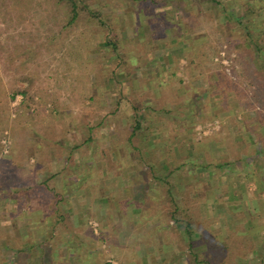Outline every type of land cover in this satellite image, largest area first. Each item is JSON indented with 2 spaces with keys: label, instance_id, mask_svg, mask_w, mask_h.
Instances as JSON below:
<instances>
[{
  "label": "rangeland",
  "instance_id": "rangeland-1",
  "mask_svg": "<svg viewBox=\"0 0 264 264\" xmlns=\"http://www.w3.org/2000/svg\"><path fill=\"white\" fill-rule=\"evenodd\" d=\"M100 4L108 22L105 20L99 25L82 19L76 26L70 23V5L66 0H0V83L6 88L7 97L12 95L11 88L15 86L24 89L32 85L30 94L35 93L36 103L27 108L25 105L30 100L18 95L6 104L5 111L0 105V152L4 155L0 160L1 166L4 162L0 189L4 191L21 179L33 180L32 175H28L29 167L36 164L37 158H41L42 166L47 165L51 155L52 173L62 179H72L75 194L88 186V196L78 198L67 193L68 186L64 187L63 183L49 191L43 187L31 189L39 191L40 205L53 211L51 214L56 215L55 211L60 217L64 213L72 218L82 217L77 224L73 221L74 227H80L79 222L84 227L79 235L74 233L72 237L74 257L69 253L65 255L71 261L120 264L121 260H127L128 252L119 248L123 238L126 240V237L119 238L120 229L127 228L133 221L126 216L125 221L121 218V214L127 212V216L133 213L131 217H139L136 231L141 236L132 240L143 239L153 246H158L160 240L177 245L178 253L185 255L188 264L223 261L226 264H264V236L258 237L251 230L245 234L230 231L229 220L222 214L231 217L229 212L235 211L231 207V210L219 211V207L212 204V209L222 215L220 222L215 220L216 232L209 229V220L198 218V224L205 223V239L217 238V246L227 245L218 261L205 256L216 249L209 241L186 250L189 240L177 229L183 222H176L171 213L176 204L187 205L193 208L196 219L201 213L199 202L203 198L209 194L216 196L214 193L219 194L221 190L227 197L229 188L220 187L219 183L226 184L235 173H226L217 164L225 162L219 150L234 147L228 135L248 133L246 127H252L248 141L255 146L248 151L252 154L249 161L259 162L254 150L264 149V141L256 139V127L262 123L251 119L264 118V0H94L93 7ZM143 12L151 19V26ZM109 27L113 34L107 37ZM137 28L141 33L136 32ZM193 35L201 37L202 41L193 42ZM146 36L151 39L146 40ZM254 41L260 44V51L253 45ZM108 43L117 45L115 52L112 45H106ZM204 48L207 60L201 58ZM186 55L193 59L192 63ZM170 69L174 70V76ZM162 82L168 84L167 95L175 93L174 102L168 101L163 110L161 106L167 95L159 91L164 87ZM141 100L144 101L142 106ZM145 106L147 110L141 108L137 119L135 107ZM153 106L154 111L150 108ZM159 115L164 122H151ZM137 120L142 129L128 142L129 132ZM183 128L191 137L183 144L199 152L198 156L164 155L155 147L150 155L137 153L150 144L160 146L167 138L170 144L175 132ZM34 151L37 157L26 156ZM129 151L133 153L131 159L127 155ZM207 152L210 156H205ZM140 157L153 169L143 167L146 164L138 161ZM188 159L210 164L213 169L202 170L204 174L200 172L198 181H192V175L183 172L194 167ZM183 161L187 162L176 170ZM17 163L27 172L19 174ZM162 164L169 168L159 169ZM254 166L249 164V167ZM263 166L262 163L260 168ZM140 167L143 168L138 171ZM257 167L250 168L254 176ZM170 172L171 183L176 186L171 192L182 195L176 196L173 204L163 193L162 181L154 179ZM96 179L100 181L98 190L91 185V180ZM119 181L123 183L122 193L115 198ZM214 182L218 190H208ZM249 183L252 184L250 197L253 193L256 195L257 189L254 182ZM97 191L108 198V203L104 201L106 206L101 200H95ZM194 193L199 196L195 203ZM58 197L64 198L61 201ZM50 199L56 200L60 211L54 210L55 204L50 203ZM228 203L223 202L226 206ZM242 209L257 213L255 203L242 205ZM116 211L120 213L112 219L111 214ZM174 217L179 218V214L175 213ZM105 222L109 229L103 233L102 223ZM166 224L168 226L163 228ZM197 238L200 236L191 239ZM63 239L59 237L60 241ZM91 246L93 253H89ZM194 252L200 258H195Z\"/></svg>",
  "mask_w": 264,
  "mask_h": 264
},
{
  "label": "crops",
  "instance_id": "crops-1",
  "mask_svg": "<svg viewBox=\"0 0 264 264\" xmlns=\"http://www.w3.org/2000/svg\"><path fill=\"white\" fill-rule=\"evenodd\" d=\"M192 6L194 8L193 4ZM145 38L146 40H150L151 36L150 37L146 36ZM191 38L193 42L198 43L200 42V40L202 41L201 37H196L195 35H193ZM177 58H179V56H177ZM163 76L165 75L163 74ZM158 88H161V85H159V87H157L156 89ZM159 91L162 92V89ZM142 108L147 110V106L142 107ZM150 108L153 111L156 109L154 106ZM161 108H160L161 110L166 109V106L162 104ZM159 116L160 117H158V119H156L157 117H154L153 119H151V122L155 124L159 122L158 120H161L164 122V119L161 117V115ZM256 121L258 124H260V122L262 123L260 126L256 127V129H258L256 131V139L261 140L263 142L264 132H262L261 130L264 129V126H263L264 124L261 120H259V118L256 119ZM250 128L252 127L247 126L245 129V130H248V133L245 131L241 133H236V135L234 136L228 135L230 136L229 137L230 140H233V144H232L234 145V147L232 146L233 149L231 148L228 150L226 147V148H222L219 150L220 154L225 157V162H223V165L217 164V167H221L222 169H225L226 173L227 172L232 173V174L235 173V175H231L229 177L230 180L226 184L219 183L220 187L221 185L224 187L226 186L227 188H229L230 192L227 193V197H226V194H223L221 190L219 194L218 192L214 193L216 194V196L219 195L217 197L213 195L211 196V194H209L207 198H203L204 200H201V202H199L201 213L196 216V219L198 220V218H200V219L209 220L210 221L209 229L211 227L212 231L215 230L216 232V230H218L217 228L218 223H216L215 220L216 221L219 220L220 222L221 216L224 215L225 219L229 220V223H230L229 230L230 231H234L235 233L238 232L239 234H245L251 230L253 231V233L257 234L258 237L260 236L262 238V236H264V229H263L264 228V209L261 210L260 208L263 207L262 205H264V166L260 168V165L262 163L264 165V149H261L260 151L259 150L257 151L256 149L254 150V154H256L257 157L259 158V162L257 163L251 162L252 163L251 164L249 161L250 153L247 150L249 147L248 145H250L248 141V134L252 133V132H249ZM251 131H253V129ZM179 134L182 135L181 139L179 138L180 139L179 141H181V143L169 144L168 138L166 140L161 137L163 140H166V142L164 144L161 143L160 146L155 143L148 145V147L146 146L147 148L143 150L144 154L150 155V153H152L153 151L152 148L155 147L154 149L160 151V154H164V155L166 154L175 155L177 153H180L188 157L194 156V155L198 156L199 152H196L195 149H189L188 146L186 147L183 144L185 140L191 139L190 134L186 133L185 128H183L182 130H177V132H175V135L179 136ZM90 138H91V135H90ZM149 149L151 150L149 151ZM205 154H206L205 156H210V153L208 152ZM36 155L34 151L30 153V155H26V156H30V158H32V157H37ZM2 156L4 155L2 154V151H1L0 160L3 159ZM233 156L234 158L231 159V157ZM51 158H52V155H51ZM51 158H49L50 161L48 162V164L44 166H42L43 162L41 158H37L36 164L31 165L29 167L28 175L29 176L32 175L31 178L33 180H30L29 178L27 180L21 179L17 182V184H11L9 185L10 186L9 188H4V191L3 189H0V203L1 204L4 203V205L0 206V209H1L0 210V264H100L98 262L95 263L92 260L79 261L75 259L71 261V259H68L65 256L67 253H69L70 257H74L73 250L75 249V247L72 241L73 239L72 237L74 233L76 235H79V230L84 226L81 225L83 224L82 222H79L80 227H78L79 225H76L77 227L76 226L74 227L73 221L75 220L74 224H77V221L81 220L82 217L79 219L76 218V216L72 218L69 213L68 214L64 213V215L60 217L59 214L55 211L54 213H56L57 216L54 214H51V212L53 211L51 210L48 211L46 210L45 207H42L40 205L41 197L38 195L39 191L38 190L34 192L31 191V189H39L40 187H43L49 191V190H53L55 187H58V186L60 187V184L63 183L64 187L68 186L69 190H67V193L72 194L73 196H75V198H78L79 196L82 197L84 195L88 196V193H89L88 186H84L83 190H81L79 194L78 192L75 194V192L72 191V187H73L72 182H70L72 179L71 180L67 178L62 179L59 176L56 177L55 175L56 173L55 174L52 173L53 166H52ZM6 161L11 162L9 161V159H7ZM32 161L34 160L32 159ZM3 163H1L2 166L0 165V178L2 177V171L4 173ZM182 163L184 164L185 162H182ZM194 164L197 165L198 163L194 162ZM249 164L255 165V166L249 167ZM17 165H18L17 172L19 174L21 171L22 173L27 172L26 170H24V168H21V167L19 168L18 163ZM192 166H195V165H192ZM256 166H258L256 170L257 173L254 176L253 175L254 172L250 170V168L256 169ZM198 167L192 168L194 169V174H195V175H192V181H196V182L198 181L197 178H200L198 176L202 175V173H200V172H203L202 170H207L208 172H210L212 171L211 169H213V167L210 164H204V162L198 164ZM141 168L143 167H140L138 171H140ZM166 168H169L168 165L166 164H162L159 166V169L161 170L162 169L166 170ZM202 168H207V169H202ZM187 170H189V168ZM239 180H240V183H239L240 185L236 183ZM250 181L254 182V185H256L257 191H256V195H254L253 193L249 197L248 193L250 194L249 190H251L250 187L252 186V184L249 183ZM1 182L2 181H0V185L3 186ZM26 182H28V185ZM86 182L89 184V181H86ZM103 182L104 181H102V183ZM29 183L31 185H29ZM74 183L77 184V182H74ZM85 183H83L82 185H86ZM91 183H92L91 185H95L96 186L95 189L98 190L99 188L98 186H100V181L98 179L91 180ZM119 183L120 184L118 186L119 187L118 191L115 189V186H114V190H116V192H114L115 198L118 197L122 193L121 189H122L123 183L121 181H119ZM212 184H213V187H212ZM194 185H195V182H194ZM76 186H78V184ZM212 188H215L218 190L215 182L211 183L208 190ZM30 192H33L34 195L31 196ZM97 192H99L97 194L101 196L97 195L95 197V200H101L100 202H102L103 204H105L104 206H106L107 205L106 203H108V200H107L108 198L106 199L104 193L103 194L100 193L101 191H97ZM28 193H30L29 197H31V199L28 197ZM64 197H58V199L61 200ZM192 198L194 199V203L196 202L197 199L199 200V196L197 195V193H194ZM228 199H229V203H228ZM50 201H51L50 203H54L55 205H57L56 200L50 199ZM104 201H106V203ZM223 202L228 203L227 206L224 205ZM120 203L121 202H119V204ZM248 203H251V204L255 203V205H257V213H254L253 211H252L253 213H249L248 211L249 213L248 214L246 212L247 209L245 210L242 209V205H247ZM8 204H10L11 207L7 206ZM212 204L218 206L219 211L223 210V208L226 210L228 208L229 210H231L232 208L235 211L229 212V214H231V217H227V215L225 214L219 215L217 211H214L212 209V206H213ZM84 207L85 206H83V208ZM130 208L131 207H129V209ZM203 208H206L207 211H205ZM110 209H112L111 206H110ZM104 211L106 212L105 208H104ZM101 212H103V209H101ZM118 213L120 212L116 211L114 215L111 214L112 219H116V215H118ZM126 213L121 214V218L124 219L125 221L126 219L125 216H126L128 218H132L133 221L129 223L127 228L120 229L119 238L126 237V240L124 241V238H123V240L121 241L122 246H119V248L124 249V252L126 253L128 252L129 256L127 260H124V259L121 260L120 264H188L186 262L185 255L178 253L180 251H178L177 245L169 244V243H166L165 241L160 240V244H158V246H153V245H150L148 241H143V239L138 238L137 240H132V237L137 238L141 236V234H139V232L136 231L137 225L139 224L138 223L139 217L137 215H133L131 217V214L133 213H129V215L127 216ZM192 217L195 218L194 216ZM117 218L120 219V217H117ZM63 219L64 221H62ZM233 221H236V222H233ZM161 223L162 222L160 221V224ZM231 223H232V228H231ZM251 223L253 224V226H251ZM106 224H107L106 222L102 223L103 233L106 232V230L108 231L109 229L108 225ZM178 225L179 226H177V229L179 231L182 230V233L185 234L184 224L181 225L180 223ZM166 226L168 225L167 224L162 225L163 228ZM73 228H75V232ZM194 230L196 231L197 229L194 227ZM61 236L64 237L63 239L64 241L59 240V237ZM198 236H200L198 232L197 234L193 235V237H198ZM199 244H200L199 238L193 239V246H197ZM86 249L88 248L86 247ZM189 249H190L189 246L186 247V250H189ZM89 250H90L89 253L94 252L92 250V246L90 247ZM199 261H202V260H199ZM196 264H200V263H196Z\"/></svg>",
  "mask_w": 264,
  "mask_h": 264
},
{
  "label": "trees",
  "instance_id": "trees-1",
  "mask_svg": "<svg viewBox=\"0 0 264 264\" xmlns=\"http://www.w3.org/2000/svg\"><path fill=\"white\" fill-rule=\"evenodd\" d=\"M67 1V3L70 5L69 6V11H70V14H71V17H70V23H71V25H76V26H79L80 24H81V22H80V20H82V19H84L85 21H88V20H92V21H95L97 24H99V25H103L104 24V22H105V17H104V14L102 13V11H101V7L103 6L102 4H100L98 7H96V8H94L93 7V4H94V0H66ZM147 12V11H146ZM144 13V16L143 17H146V13L145 12H143ZM139 14V13H138ZM142 15V14H141ZM107 21V20H106ZM108 22V21H107ZM142 22V21H141ZM146 22L148 23L149 22V25H150V22H151V19H149L148 18V16L146 17ZM141 25L143 26V28H144V25L141 23ZM139 26V25H138ZM151 26V25H150ZM182 27H185L184 25H182ZM90 28H91V26H90ZM89 27H88V30H90L91 31V29H90ZM185 29V32L187 31V29H186V27L184 28ZM108 31H107V34H106V36L108 37V35H109V33L111 34H113V29L111 28V27H109L108 29H107ZM138 30H139V28H137V31L136 32H138ZM139 33V32H138ZM137 34V33H136ZM124 36H126V35H124ZM252 44V43H251ZM106 45H112V51L113 52H115V50H116V47H117V45L116 44H111V43H108V44H106ZM116 45V46H115ZM253 45H256V47H257V50H261V48H260V44L258 43V41H254L253 42ZM186 58H187V60L189 61V63H192L191 61L193 60V59H191L190 60V58L186 55ZM201 58L202 59H208V57H207V54H206V49L204 48L203 49V51H202V55H201ZM172 68H174V69H176V67H172ZM173 73L171 74L172 76H174V70L173 69H170ZM173 79V78H172ZM171 79V80H172ZM172 84H173V81H172ZM164 87H163V89H162V91H164L165 92V89L167 88V86H168V84L167 83H164V85H163ZM210 87V86H209ZM31 88H32V85H29L28 84V86L26 87V88H24V89H22V88H20V87H17V86H15L13 89L11 88V92H12V95L10 96V97H7V90H6V88L4 87V85L2 84V83H0V105H1V107L3 106V111H5L6 110V104L9 102V101H11V100H14L15 98H16V96H18V95H22L24 98H25V100L27 101V100H30V102L28 103V104H26L25 106L28 108L29 106H31V105H33V104H36L35 103V93H33V94H30V90H31ZM166 93V95H167V91L165 92ZM140 94H141V92H140ZM173 94H175V93H173ZM173 94H168L166 97H164V99L166 100V102H164L163 104L164 105H167L168 103V101H173ZM141 96H143V95H139V97L141 98V99H143L144 97H141ZM176 98H179L177 95L175 96ZM9 98V99H8ZM143 100H141V106L143 105ZM174 102V101H173ZM141 108L142 107H135V111H136V118L138 119V117L137 116H139V110H141ZM258 118H259V120H264V118L262 117V118H260L259 116H258ZM251 121L252 122H254V121H256L255 119H251ZM263 124H264V121H263ZM1 127H2V125H1V123H0V135H1V133H2V129H1ZM142 129V127H141V124H140V122H139V120H137V121H135V126L133 127V129L129 132V137H128V142L130 141V139L131 138H136L137 137V135L139 134L138 132L140 131ZM181 137H182V135H180L179 134V136L178 135H173V137H172V140L170 141V144H179V143H181V141H179L180 139H181ZM180 138V139H179ZM89 140H91L90 138L88 139V141ZM249 147H248V151H251V148L252 147H254L255 145H248ZM124 147H125V145H124ZM253 151V150H252ZM128 153H130V154H127V155H129L128 157H129V159H131V157L133 158V153L131 152V151H129ZM137 153L139 154V155H141V154H143L144 152H143V150H140V149H138L137 150ZM252 154L250 153V156H251ZM142 157L144 158V155H142ZM138 161L140 162V163H144V164H146L145 166H143V167H147L148 166V168L151 170V169H153L152 168V165L150 164H147V162L145 161V160H143L141 157H140V160L138 159ZM189 161V160H188ZM183 162H187V161H183ZM189 163H194L192 160H190L189 161ZM181 165L183 166V163H180V165L178 166V167H176V170H180V168H181ZM191 165H195L194 167L195 168H197L198 167V165H196V164H191ZM183 172L184 173H186L187 175L189 174V175H195L194 174V169L192 170V169H189V170H183ZM168 174H172V172H170V173H167V175L166 174H164L163 176H161V177H155L154 179L157 181V182H159L160 180L162 181V183L165 185L164 187H163V193L164 194H166L167 195V198L170 200V203H172L173 204V202H175V198H176V196L178 197V196H182L180 193H178V192H176V195H174L172 192H171V190H172V188L173 187H175L176 188V186H173V183H171V180H170V178L171 177H169V175ZM162 178V179H161ZM174 180L176 181V177L174 178ZM175 183V182H174ZM160 186H162V185H160ZM189 192V191H188ZM187 196V194L186 195H184V199H185V197ZM55 210L56 211H60L61 210V207L59 208L57 205H55ZM172 213V218H174V220L176 221V222H183V224H184V226H185V234H186V236H187V238H188V240H189V248L191 249L192 247H194L193 246V240L191 239L192 238V236L195 234L194 232H195V230H194V227L199 231L198 233L200 234V239H199V241H200V244L201 243H205L206 241H209V244L211 245H216V249L214 250V251H212V252H210V253H206L205 254V256L208 258V259H212V260H215V261H218V260H220V257L221 256H223L222 254H223V252L226 250V248H227V245L226 246H217V242H218V239L217 238H214V239H211V240H207V239H205L204 238V236L207 234V230H206V228H205V223L202 221L201 222V224H203L202 226H201V224L199 223V224H197L198 223V220L197 219H194L192 216H194L193 215V213H194V211H193V208L192 207H188L187 205H184V207H179L178 206V204H176V207H174V209H173V211L171 212ZM179 214V218H177V217H174V214ZM183 215V216H182ZM200 227H199V226ZM207 225H208V223H207ZM201 232V233H200ZM197 234V233H196ZM230 238V237H229ZM230 242V239H227V243H229ZM209 248V247H208ZM192 255H194L195 256V258H197V256H198V258H200V256L197 254V253H192ZM246 259V258H245ZM210 263V262H209ZM220 264H226L225 263V261H223V262H221Z\"/></svg>",
  "mask_w": 264,
  "mask_h": 264
}]
</instances>
